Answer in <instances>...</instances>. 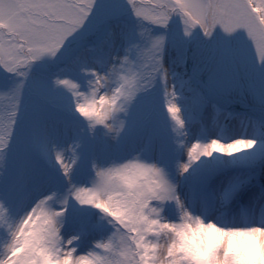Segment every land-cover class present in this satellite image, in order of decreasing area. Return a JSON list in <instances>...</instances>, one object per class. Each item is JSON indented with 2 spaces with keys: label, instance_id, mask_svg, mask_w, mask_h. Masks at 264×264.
Wrapping results in <instances>:
<instances>
[{
  "label": "snow or ice",
  "instance_id": "1",
  "mask_svg": "<svg viewBox=\"0 0 264 264\" xmlns=\"http://www.w3.org/2000/svg\"><path fill=\"white\" fill-rule=\"evenodd\" d=\"M0 264H264V0H0Z\"/></svg>",
  "mask_w": 264,
  "mask_h": 264
}]
</instances>
